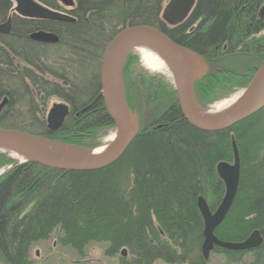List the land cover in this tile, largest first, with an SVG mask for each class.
<instances>
[{
    "label": "trees",
    "instance_id": "1",
    "mask_svg": "<svg viewBox=\"0 0 264 264\" xmlns=\"http://www.w3.org/2000/svg\"><path fill=\"white\" fill-rule=\"evenodd\" d=\"M36 1L75 22L23 19L12 13L13 0H0V24L11 16L9 34L0 35V102L6 100L0 128L54 143L95 150L94 139L114 129L100 97L99 73L105 48L126 28H155L209 60V74L192 81L195 103L217 84L249 83L264 59V0H196L177 26L162 19L165 0H72L68 10L60 0ZM37 31L55 34L58 43L30 40ZM125 60L129 68L131 57ZM132 82L147 115L116 162L87 172L25 162L0 177V264H31L32 246L55 231L61 246L81 256L89 243H104L103 254L119 256L120 264H207L197 202L204 198L212 212L220 204L224 185L216 167L232 163V138L240 153V183L214 234L232 243L253 231L264 234V100L258 112L233 127L206 132L188 125L173 86L163 79ZM52 99L69 107L55 132L44 122ZM27 121L35 131L23 126ZM11 163L0 153V166ZM211 253L227 264H247L248 255V264H264V240L250 251Z\"/></svg>",
    "mask_w": 264,
    "mask_h": 264
},
{
    "label": "water",
    "instance_id": "2",
    "mask_svg": "<svg viewBox=\"0 0 264 264\" xmlns=\"http://www.w3.org/2000/svg\"><path fill=\"white\" fill-rule=\"evenodd\" d=\"M15 6L12 13L23 19L42 20L58 23H74L75 20L63 13L56 12L42 6L36 0H13ZM196 0H169L163 8L162 19L170 26H177L187 17L195 4ZM60 3L72 8L74 3L72 0H60ZM11 29V16L0 24V35H8ZM134 36H141L156 42L162 50H164L171 59H173V67L171 75L173 80L174 90L177 94V101L180 113L186 120L188 125L206 131L216 132L226 130L237 123L247 119L260 110L263 105L262 96L264 88L260 92L264 84V60L261 66L257 69L253 79L243 92L240 109L233 115L216 122L202 121L191 113V84L193 78L201 77L207 70L206 63L196 54L172 42L160 30L149 26H132L122 30L105 48L101 65H100V97L103 102L105 111L113 124L117 134V143L114 149L106 155V157L95 160L85 161H67L46 156L42 153L34 151L29 147L17 142L12 138V134H21V132L10 131L0 128V143L12 148L16 153L23 155L27 162H33L41 167L58 170V171H96L104 169L118 160L132 143L136 133V120L134 117L122 116L116 107L113 90H112V75L111 64L115 55L118 54L124 42ZM30 40L41 44H56L58 37L49 32L37 31L29 35ZM190 59L198 60L201 66L197 69L190 67ZM6 105V100L0 102V108ZM69 114V107L64 103H55L49 109L46 116V129L50 132L59 130L65 118ZM23 134V133H22ZM29 137V136H28ZM47 142H52L46 139ZM53 144L61 148H72L80 151L83 149L62 145ZM231 148L233 154L232 163L222 162L216 167L217 176L224 185V195L218 207L212 212L204 200L200 197L197 205L201 217L203 218V243L201 253L203 259L208 260L210 253L214 248H220L227 251L245 252L258 248L264 240V234L259 231H253L244 241L238 243L223 242L216 238L214 232L222 224L225 217L229 213L233 205L235 196L238 191L241 175L240 157L235 140L231 139ZM126 251L122 250L121 256H126Z\"/></svg>",
    "mask_w": 264,
    "mask_h": 264
},
{
    "label": "rangeland",
    "instance_id": "3",
    "mask_svg": "<svg viewBox=\"0 0 264 264\" xmlns=\"http://www.w3.org/2000/svg\"><path fill=\"white\" fill-rule=\"evenodd\" d=\"M169 2V0H165L163 7L166 6V4ZM15 6V3H14ZM65 9H69V7H65ZM129 58L131 57V64L130 62L127 64L129 65V68L125 65L126 60H124L122 64V92H123V102L124 106L126 108L127 114L131 117H134L136 120V123L139 124L140 118L146 113L147 109H145V106L142 105V102L138 99H135L134 95V83L132 82L133 79L136 77L141 81V79L144 78H150V77H160L168 83L169 85L173 86V80L172 75H164V74H157V73H151L149 72L141 63L139 55L136 52H130L127 55ZM126 56V57H127ZM126 59V58H125ZM264 60V59H263ZM263 62V61H262ZM254 77V75H253ZM253 77H251L253 79ZM251 79V80H252ZM249 81V83L251 82ZM246 80L244 79H238L234 83H230V85H226L227 87L221 88L220 85L217 84V88L210 90V93L205 96L207 98H201L202 102L204 103L202 106L194 104L192 101V106L200 108L201 110H210L213 105H215L217 102H221L223 100H226L230 98L232 95L238 93V92H244L246 87L249 85L245 84ZM216 86V85H215ZM174 88V86H173ZM137 92L140 91L139 88L135 89ZM264 100V93L262 96V101ZM60 103V101L52 99L48 102L47 108L44 112V122L46 126V116L49 111V109L52 107L53 104ZM146 110V111H145ZM147 115V113H146ZM147 117V116H146ZM143 118V117H142ZM25 128L30 129L31 131H35V127H32V125L27 121L23 125ZM24 134V133H23ZM116 134L115 128L106 131L105 134L99 135L97 139L95 140L96 147L95 149L109 144V138ZM26 136H29L33 139H44V138H38L34 136H30L27 134H24ZM82 149V148H81ZM85 150V149H83ZM94 150V149H88L85 151ZM1 155H5L7 159H9L12 163L7 165L0 166V177L3 176L6 172H8L13 165H19L22 164L18 160L12 158L8 153L0 152ZM27 162L26 160L23 162ZM59 232L55 231L54 234L51 235V238L48 241L45 242H39L32 246L29 253V260L31 264H120V257L114 256V257H108L104 253L106 244L104 243H89L83 251L82 256L78 255L74 250L63 247L59 244L58 238H59ZM245 263L251 262V256H246L244 259ZM153 264H166L161 261H155ZM207 264H227L224 260V258L215 253H210V256L208 258ZM242 264V263H241Z\"/></svg>",
    "mask_w": 264,
    "mask_h": 264
},
{
    "label": "bare ground",
    "instance_id": "4",
    "mask_svg": "<svg viewBox=\"0 0 264 264\" xmlns=\"http://www.w3.org/2000/svg\"><path fill=\"white\" fill-rule=\"evenodd\" d=\"M136 52L139 55L142 65L151 73L171 75L173 67V59L154 41L141 37L134 36L127 39L122 44L118 54L115 55L111 64L112 75V90L118 112L122 116H127V111L123 102L122 92V78L121 70L122 64L129 53ZM264 84L260 89L263 90ZM243 92H238L230 98L217 102L210 110H201L200 108L191 105V113L194 117L205 122H216L226 117L235 114L240 109ZM12 138L19 143L42 153L46 156L67 160V161H85L95 160L106 157L115 147L117 143V134L109 138V144L101 146L95 150L80 151L72 148H61L52 142L44 140H36L24 134H12ZM0 152L8 153L12 158L18 160L20 163L26 160L23 155L16 153L12 148L0 143Z\"/></svg>",
    "mask_w": 264,
    "mask_h": 264
},
{
    "label": "flooded vegetation",
    "instance_id": "5",
    "mask_svg": "<svg viewBox=\"0 0 264 264\" xmlns=\"http://www.w3.org/2000/svg\"><path fill=\"white\" fill-rule=\"evenodd\" d=\"M191 12V11H190ZM190 12H189V14H190ZM189 14L187 15V17L189 16ZM262 14H264V10L262 11ZM187 17L182 21V22H184L186 19H187ZM166 23V22H165ZM168 25V24H167ZM170 26V25H169ZM198 56V55H197ZM205 63H206V66H207V70L205 71V74L203 75V76H201V77H197V78H195V79H197V80H200V79H202V78H204L205 76H207L208 74H209V70H210V67H211V63L209 62V60H207L206 58L204 59V57H201V56H199ZM201 66V64H200V62L198 61V60H194V59H190V67L191 68H193V69H197V68H199ZM121 76H122V70H121ZM199 78V79H198ZM193 80H194V78H193ZM192 80V81H193ZM194 82H192V84H191V100L193 101V98H194V96H195V84H193ZM175 91V90H174ZM193 103L194 104H197V105H200V106H202V104L201 103H203V102H199V103H195L194 101H193ZM204 104V103H203ZM5 107V106H4ZM4 107L3 108H0V113L2 112V110L4 109Z\"/></svg>",
    "mask_w": 264,
    "mask_h": 264
}]
</instances>
